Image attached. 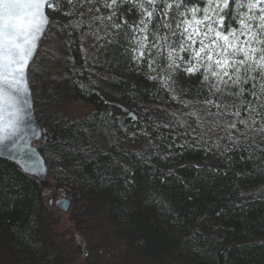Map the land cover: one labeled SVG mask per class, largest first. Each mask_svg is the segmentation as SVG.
<instances>
[{
	"label": "trees",
	"instance_id": "obj_1",
	"mask_svg": "<svg viewBox=\"0 0 264 264\" xmlns=\"http://www.w3.org/2000/svg\"><path fill=\"white\" fill-rule=\"evenodd\" d=\"M205 6L186 0V7L168 10L156 0L141 9L119 0L105 8L100 0L74 6L60 0L56 10L46 7L49 26L65 40L64 75L41 82L37 96L28 71L35 116L45 127V139L35 145L47 183L81 206L77 222L89 225L98 216L124 241L122 264H264V81L254 72L256 80L238 87L229 81L217 92L214 78L203 80V67L186 72L199 41L185 40L180 13ZM236 17L232 5L226 32L239 27ZM170 51L182 58L177 68L167 66ZM63 94L90 104L89 112L60 117L54 102ZM236 111L255 124H240ZM41 189L0 159V264L65 259L50 233Z\"/></svg>",
	"mask_w": 264,
	"mask_h": 264
},
{
	"label": "snow or ice",
	"instance_id": "obj_2",
	"mask_svg": "<svg viewBox=\"0 0 264 264\" xmlns=\"http://www.w3.org/2000/svg\"><path fill=\"white\" fill-rule=\"evenodd\" d=\"M68 5L74 6L76 0H65ZM95 0H79L81 5L93 4ZM105 8H114L119 0H100ZM133 7L144 8V3L155 4L156 0H126ZM205 7L187 8L182 21L186 41L193 44L199 41V48L194 51V64L186 69L189 74H195L204 68L203 80L208 81L211 76L217 83L212 86L219 92L220 84L238 87L242 83H249L257 79L252 73H258L264 81V0H203ZM60 0H0V148L8 151L17 149L19 134L22 129L20 121L23 119L22 105H28L27 70L37 48V41L50 23L45 8L56 10ZM165 9H179L186 7V0H163ZM234 5L239 20V27L225 31V17L228 9ZM240 9H246L241 12ZM92 9H89L91 11ZM99 11V9H96ZM163 11V10H162ZM198 13H203L198 16ZM165 15L167 12L165 11ZM190 15L191 19L187 16ZM153 12L148 11L151 19ZM110 20L111 17H108ZM142 24L145 22L142 20ZM170 28L171 25L165 24ZM179 27V25H178ZM146 30V25L145 29ZM176 33L173 32V35ZM146 39V38H145ZM166 39V37H165ZM207 41V43H206ZM145 47L140 42L139 48ZM174 51V50H173ZM170 51L167 56V66L177 68L179 55ZM180 51H187L181 43ZM143 56L144 52L140 51ZM225 77H228L226 80ZM255 88L256 85L253 84ZM244 92L240 88L237 95ZM256 95V93H253ZM260 95L264 97V82L260 84ZM212 103V101H206ZM264 107V104L260 105ZM245 111H249L248 108ZM256 113V107L250 109ZM259 114V113H257ZM238 119L239 111L233 113ZM252 117L239 119V123L249 126ZM236 123L228 125L235 129ZM264 131V127L260 129Z\"/></svg>",
	"mask_w": 264,
	"mask_h": 264
},
{
	"label": "rangeland",
	"instance_id": "obj_3",
	"mask_svg": "<svg viewBox=\"0 0 264 264\" xmlns=\"http://www.w3.org/2000/svg\"><path fill=\"white\" fill-rule=\"evenodd\" d=\"M47 15L51 22V14L47 13ZM49 25L50 23L28 68L29 71L31 67L29 79L34 88L33 93H37V96H41L43 91L41 82L48 83L49 80L54 82L62 79L64 75L62 63L65 58V40L56 35L54 26ZM56 88H58L57 93H63L61 86L57 85ZM59 97V100L56 99L54 104L57 105V113L60 117H81L86 115L91 108L90 104L80 99H70L64 97V94ZM38 98L44 100L43 97ZM126 113L135 119V115L130 109H126ZM46 181H49L47 177ZM41 186V202L46 209V218L52 224L50 233L54 234L57 250H61L60 256L64 251L62 257L65 259L61 260L62 264H122L123 258L121 257L128 253V248L124 241L113 233L112 226L107 221H99V217L96 216V221L92 218L93 223L89 225L77 222V215L83 211H79L80 205V208L75 207L72 194L66 190L72 200V208L70 207L67 212H63L49 204V199L52 198L54 201L60 197L58 196L60 190L55 189L51 183ZM112 255H114L112 258L118 257L116 262L111 261L110 256ZM139 264L150 263L142 261Z\"/></svg>",
	"mask_w": 264,
	"mask_h": 264
},
{
	"label": "water",
	"instance_id": "obj_4",
	"mask_svg": "<svg viewBox=\"0 0 264 264\" xmlns=\"http://www.w3.org/2000/svg\"><path fill=\"white\" fill-rule=\"evenodd\" d=\"M45 13L47 15L46 8ZM47 26L48 25L45 26V31ZM45 31L41 34L39 40L37 41V48L34 52L33 59L37 53ZM33 59L30 61V64L32 63ZM28 87L30 91L24 98L29 101V104L22 105L23 119L20 121L22 131L19 134L20 138L17 142V149L15 151H8L0 148V159H4L13 163L22 173L35 178L40 185L44 186L47 183V164L45 163L43 156L41 155L35 144L38 141L45 139V128L41 127L36 119L34 112L33 95L29 82ZM58 196L60 197L54 201H52V198L49 199V204L53 205L60 211L67 212L72 205L71 198L69 197L66 190H60L58 192Z\"/></svg>",
	"mask_w": 264,
	"mask_h": 264
},
{
	"label": "bare ground",
	"instance_id": "obj_5",
	"mask_svg": "<svg viewBox=\"0 0 264 264\" xmlns=\"http://www.w3.org/2000/svg\"><path fill=\"white\" fill-rule=\"evenodd\" d=\"M40 125V124H39ZM41 127H43V126H41ZM43 128H45V127H43Z\"/></svg>",
	"mask_w": 264,
	"mask_h": 264
}]
</instances>
